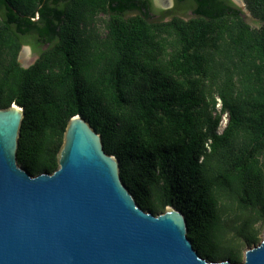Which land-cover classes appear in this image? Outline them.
I'll return each instance as SVG.
<instances>
[{"label":"trees","instance_id":"obj_1","mask_svg":"<svg viewBox=\"0 0 264 264\" xmlns=\"http://www.w3.org/2000/svg\"><path fill=\"white\" fill-rule=\"evenodd\" d=\"M177 2L194 17L155 21L153 0H0V109H24L32 176L59 168L81 116L142 209L180 210L203 258L239 264L264 229V0H244L259 28L232 0Z\"/></svg>","mask_w":264,"mask_h":264},{"label":"water","instance_id":"obj_2","mask_svg":"<svg viewBox=\"0 0 264 264\" xmlns=\"http://www.w3.org/2000/svg\"><path fill=\"white\" fill-rule=\"evenodd\" d=\"M24 109H0V264H234L208 261L178 209L155 215L123 183L120 162L81 116L52 174L18 164ZM244 264H264V235Z\"/></svg>","mask_w":264,"mask_h":264},{"label":"rangeland","instance_id":"obj_3","mask_svg":"<svg viewBox=\"0 0 264 264\" xmlns=\"http://www.w3.org/2000/svg\"><path fill=\"white\" fill-rule=\"evenodd\" d=\"M233 3L239 7L242 12H243V18L244 20L251 26L254 28H259L260 27V23L258 20H256L252 14L247 10L246 5L244 3V0H232ZM154 2V11H153V17L154 20H161L162 19V12L163 11H172V14L170 16H167L165 19L166 20H170L172 19L173 16L176 17H180L183 18L185 20H189L191 18L194 17V14L191 10L186 9L183 5H180L177 0H153ZM104 16V15H103ZM99 16V19H104L106 18L105 16ZM100 31L102 32L103 30V25L101 24V26L99 27ZM47 49V47L44 48V50ZM22 51H20L19 57H18V62L20 63L21 66H23L24 68H29L30 66H32L39 58V53H37V51H35L34 47L32 45H24V48L21 49ZM229 117L227 115H225L224 119H223V123H222V128L220 129V131L222 132L223 129L225 128V125L227 124ZM262 236L264 235V229L262 232ZM261 236V237H262ZM260 237V238H261ZM251 247H245L243 249V257H242V261L239 264H244L245 261V252Z\"/></svg>","mask_w":264,"mask_h":264},{"label":"flooded vegetation","instance_id":"obj_4","mask_svg":"<svg viewBox=\"0 0 264 264\" xmlns=\"http://www.w3.org/2000/svg\"><path fill=\"white\" fill-rule=\"evenodd\" d=\"M24 48V46L22 47V49ZM22 51V50H21Z\"/></svg>","mask_w":264,"mask_h":264},{"label":"clouds","instance_id":"obj_5","mask_svg":"<svg viewBox=\"0 0 264 264\" xmlns=\"http://www.w3.org/2000/svg\"><path fill=\"white\" fill-rule=\"evenodd\" d=\"M227 126V124L225 125V127Z\"/></svg>","mask_w":264,"mask_h":264}]
</instances>
